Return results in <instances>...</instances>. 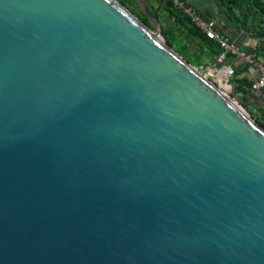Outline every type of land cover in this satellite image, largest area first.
Masks as SVG:
<instances>
[{"label":"water","instance_id":"1","mask_svg":"<svg viewBox=\"0 0 264 264\" xmlns=\"http://www.w3.org/2000/svg\"><path fill=\"white\" fill-rule=\"evenodd\" d=\"M133 1L0 0V264H264V129Z\"/></svg>","mask_w":264,"mask_h":264},{"label":"trees","instance_id":"2","mask_svg":"<svg viewBox=\"0 0 264 264\" xmlns=\"http://www.w3.org/2000/svg\"><path fill=\"white\" fill-rule=\"evenodd\" d=\"M127 8L146 26H150L146 16L139 10L133 0H117ZM151 7L149 13L157 18L161 24L164 41L166 44L183 57L187 62L196 68L207 67L202 60H210L216 67L229 66L233 74L230 78V85L235 96L242 107L250 116L264 129V104L257 108L250 105L247 96L253 94L252 88L258 80L257 75L249 74V64L245 63L238 56L225 53L220 45L207 38V36L194 24L192 18L177 8L171 0H145ZM183 1V0H182ZM226 17L234 23L240 31L250 35L256 41L255 48L251 51L254 60L264 66V0H214ZM155 3V5H153ZM185 3V2H184ZM187 7H191L185 3ZM198 15L205 20H213L216 27L227 36L228 33L219 22L208 16ZM232 42V41H231ZM245 55H248L244 53ZM242 60L241 67L234 66L236 62ZM241 62V63H242ZM264 92V88L262 89Z\"/></svg>","mask_w":264,"mask_h":264},{"label":"built area","instance_id":"3","mask_svg":"<svg viewBox=\"0 0 264 264\" xmlns=\"http://www.w3.org/2000/svg\"><path fill=\"white\" fill-rule=\"evenodd\" d=\"M173 4L181 9L184 14L190 16L194 24L209 38L210 40L216 41L225 53L238 56L245 63L249 64V74L257 75L258 80L253 85V89L259 90L264 88V66L254 60L251 55H245L243 52L230 41L217 27L213 20H205L203 17L198 15L193 8L187 7L182 0H171ZM227 77H232L233 71L230 67H225Z\"/></svg>","mask_w":264,"mask_h":264},{"label":"crops","instance_id":"4","mask_svg":"<svg viewBox=\"0 0 264 264\" xmlns=\"http://www.w3.org/2000/svg\"><path fill=\"white\" fill-rule=\"evenodd\" d=\"M187 5L191 6L198 13L208 16L211 19L216 20L219 24L225 28V31L228 33L231 38L232 43L239 49V51L251 54V51L256 46V41L246 34L239 30V28L232 23L222 12L219 6L214 0H183ZM242 60L236 62L234 66L241 67L243 65ZM229 67V66H225ZM231 68V67H230Z\"/></svg>","mask_w":264,"mask_h":264},{"label":"rangeland","instance_id":"5","mask_svg":"<svg viewBox=\"0 0 264 264\" xmlns=\"http://www.w3.org/2000/svg\"><path fill=\"white\" fill-rule=\"evenodd\" d=\"M155 5V3H153ZM205 64H208L207 67L203 68L202 70L199 69L208 79H210L217 87L222 90H225L227 95L231 97V89L228 87L230 86L229 82L226 83L223 77H220L219 72L223 71L225 66L216 67L213 63H210V60L203 58L202 59ZM226 78L230 79V77Z\"/></svg>","mask_w":264,"mask_h":264},{"label":"bare ground","instance_id":"6","mask_svg":"<svg viewBox=\"0 0 264 264\" xmlns=\"http://www.w3.org/2000/svg\"><path fill=\"white\" fill-rule=\"evenodd\" d=\"M219 75H220V77H223V78H225L226 79V71L225 70H223V71H220L219 72Z\"/></svg>","mask_w":264,"mask_h":264}]
</instances>
